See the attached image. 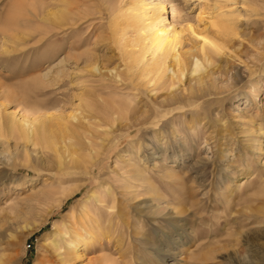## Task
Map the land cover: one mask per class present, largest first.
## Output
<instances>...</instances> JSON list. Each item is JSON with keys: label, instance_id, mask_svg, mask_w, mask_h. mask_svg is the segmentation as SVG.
<instances>
[{"label": "rangeland", "instance_id": "obj_1", "mask_svg": "<svg viewBox=\"0 0 264 264\" xmlns=\"http://www.w3.org/2000/svg\"><path fill=\"white\" fill-rule=\"evenodd\" d=\"M173 4L0 0V264H264V0ZM143 8L189 64L222 44L202 83L127 57ZM47 115L52 147L10 132Z\"/></svg>", "mask_w": 264, "mask_h": 264}, {"label": "bare ground", "instance_id": "obj_2", "mask_svg": "<svg viewBox=\"0 0 264 264\" xmlns=\"http://www.w3.org/2000/svg\"><path fill=\"white\" fill-rule=\"evenodd\" d=\"M184 1L185 0H174V4L172 6L174 9V10L173 9L172 10L179 17L181 14H183L182 12L185 11L184 10L185 7L183 6ZM145 15H146V8H143L142 12L132 14L130 16L128 22H127L126 26L131 24L133 27H135L134 30H136V32L138 33V37L140 38V40L143 42L145 41L143 43V46H142L143 48H141L142 53L140 55H134L132 52H129V54H127L128 55L127 57H129L132 60V62L139 63L140 61H142V58L145 56L144 54L148 52L151 55V58L153 61V64H151V65H153V66H151L152 70L155 73H159V76H156V77L159 78L160 81H161V78L163 76H165L167 69H169V68L172 71V76L175 75V78H176L175 80L178 79L180 81L181 76L184 75V73H185V69L192 66V68H190L192 73H196L198 71H201L199 73V75L197 76L198 77L197 82L202 83L208 75L207 70L205 68V65L203 63H204V61H206L208 64L210 62L209 55L205 52V49L210 47L212 50H214L215 52L218 53V52H220V50L223 49L222 44L218 43L215 40H212L204 32H197L202 37V41H203L201 48H200V51L202 52V55L204 54V56H203L204 61H202L200 58L196 57L194 62L191 61L189 64L188 63L189 60H188V62H186L187 60L184 61L185 59L183 60L180 57L179 53H177V51H176V45L178 42L177 31L173 27L169 28V26L164 22V18H162V16H160V15H153L152 17L150 16L151 18L149 19L148 22H146L145 19L147 17ZM213 23L218 25V27L222 31L233 32V28H231V26L226 22H222L220 20H217V21L215 20ZM206 46H208V47H206ZM168 56L172 57V59H173V62L170 64L166 63V59ZM155 75H158V74H155ZM170 79H172V81H173V78H170ZM152 83H153V80H152ZM170 83L172 84V82H170ZM195 83H196V79H195ZM198 83H196V84L198 85ZM167 84H169V82H167ZM120 111H121V109H120ZM111 112H112V110H111ZM114 113H115V111H114ZM51 117H52L51 115H47V116H44V118H37L36 117V118H33L32 120L24 118L23 120L19 121L18 124H14V122H13L12 127L14 130L12 129L13 132L12 131H10V132L11 133L17 132L18 136L20 138H23V140H25L26 142L31 141L33 144H42L45 147H52L54 145V141L51 139V132L47 131V121H46V119L51 118ZM70 118L77 120L75 115L70 116ZM65 124L67 126L65 125L64 130L68 129V124L66 122H65ZM1 126H2V124L0 122V127ZM72 132L75 134L78 133L77 129H73ZM68 149L69 148L67 147L66 150H68ZM69 150H71V148ZM69 150H68V152H69ZM0 157H1V155H0ZM2 157H6V160H9L11 157V154L9 152H6V153L2 154ZM72 157L73 156H71V160H72ZM76 160H78V159H76ZM71 192L72 191H68L67 193H64V196H68ZM89 197L92 199L94 198L97 202L102 203V205H103L104 204L103 202H105V200H106V193H104L103 195H100V193L98 194L96 189H94L90 193ZM60 201H62V200H60ZM84 210L89 211L90 207H88L85 204ZM71 212H73V209L71 210ZM71 215H73V214H71ZM72 219H74L73 216H72ZM54 227H55V225H54ZM67 227H65L64 225L56 226L57 235H61V237H60L61 239H62V237L66 239V236L68 233ZM60 238H59V240H61ZM59 240L53 239L51 241V243H52L51 247H53V250L58 251L61 249L62 244H60L61 241L59 243ZM82 240H84L83 237H82ZM69 243H72V242H69ZM84 245H87L86 241H84ZM161 255L163 258L162 260L165 261L164 259L166 257V253L163 252ZM165 264H169V263H165Z\"/></svg>", "mask_w": 264, "mask_h": 264}]
</instances>
